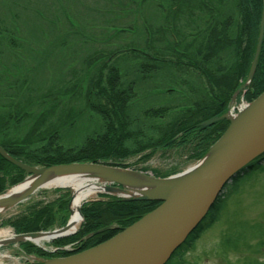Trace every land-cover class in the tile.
Returning a JSON list of instances; mask_svg holds the SVG:
<instances>
[{
	"label": "rangeland",
	"instance_id": "rangeland-1",
	"mask_svg": "<svg viewBox=\"0 0 264 264\" xmlns=\"http://www.w3.org/2000/svg\"><path fill=\"white\" fill-rule=\"evenodd\" d=\"M192 2L194 7L184 6L185 0H0V143L17 142L39 121L35 134L30 136V146L25 149L36 155L34 160L46 156L48 159L58 158L63 153L65 156L71 155L87 144L97 152V144H101L100 136L112 139L109 145L115 144L113 140L118 139L120 143L118 155H106L103 158L105 161L122 162L124 167L117 168L131 169L154 178L182 172L201 160L221 136L211 142L203 154L194 158L195 144L193 147L188 144L184 149L148 146L137 153L131 151L140 142L147 145L158 138L163 131L161 125H168L172 116L179 115L181 110L189 109L194 113L195 107L190 105L191 101L198 100L200 96L205 101L215 97L212 93L215 89L208 86L200 70L186 64H178V75L181 74L180 81L184 80V83L178 81L172 93H164V87L169 85L162 70L157 71L153 79L140 82L134 73V65L143 60L133 57L130 48L138 44L137 47H142L146 54L160 55L146 51L148 49L140 45L146 33L148 35L152 29L162 26L167 42L178 43L179 50L207 68L226 66L233 69L236 64L242 66L245 63L250 20L249 16H244L245 11L238 12L241 0ZM251 17H254L252 13ZM215 20H227L229 35L236 44L205 62L199 48L203 49L207 32L216 24ZM258 22L252 58L257 57L264 41V0ZM173 31H178L179 37L175 38ZM119 48L122 50L119 51ZM108 52L112 55L102 65ZM97 55L100 56L99 61L88 67L85 61ZM166 56L177 58L174 54ZM98 64L101 66L99 70ZM114 64L119 67V74L124 72L125 83H133L135 96L127 101V107L138 120L128 122L133 116L126 117V125L120 126L122 134L116 130L117 134L114 132L110 135L105 133L106 118L101 113L103 108L110 107L102 89L109 90L108 73ZM90 76L94 77L92 83L89 82ZM239 82L242 85L237 98L230 97L224 116L236 114L243 105L248 104L241 97L245 98L246 86L251 79L244 82L240 78ZM161 106H170L163 117H148L143 113L146 108L150 110ZM199 117L196 114L188 125ZM113 121V126L118 129L120 124ZM197 149L195 152L200 151ZM18 157L15 160L27 162L36 168L43 167L41 163ZM4 160L8 164L3 163L0 168V178L5 181L0 193L30 175ZM101 160L98 158L93 162L114 166L105 165ZM112 187L119 188V185ZM70 193V190L61 187L37 188L25 199L0 213V230L25 234L59 228L70 215L69 208L66 209L68 199L71 200ZM102 193L86 200L101 198L94 200L100 202L120 199L115 193ZM60 199L66 201L65 208L60 205ZM127 201H137L144 208L133 222L163 203L162 200L134 198ZM45 206L53 211V221L47 224V228L32 230L27 224V217L32 218ZM106 210L103 211L105 214L113 213ZM112 217L111 229L129 225L115 219L121 218L120 214L115 213ZM100 229H96L95 234ZM88 234L94 235L92 232ZM75 243L76 239L67 240V236L42 242L41 245L26 240L2 246L0 253L8 255L4 259L6 264H44L75 249L76 254L88 248L75 247ZM164 264H264V168L250 174L241 183L238 192L225 203L218 219L197 237L191 247L184 249L180 257L170 256Z\"/></svg>",
	"mask_w": 264,
	"mask_h": 264
},
{
	"label": "trees",
	"instance_id": "trees-1",
	"mask_svg": "<svg viewBox=\"0 0 264 264\" xmlns=\"http://www.w3.org/2000/svg\"><path fill=\"white\" fill-rule=\"evenodd\" d=\"M186 3H184V6L190 7L194 4L192 0H185ZM240 10L238 9V12H244V16L247 18L249 16V35H248V44H247V51H246V57H245V63L242 66H239L236 64V66L231 69L227 68L226 66H218L215 69L207 68L204 64H198L196 61H193L190 59L189 55L185 53L183 50H179L177 48L176 42L169 43L164 37L165 30L162 26H157L156 28L152 29L149 34L146 33V39L144 38V42H142L143 48L146 47L148 50L146 51H153L155 54H160L159 56H150L152 54H146L144 50H142V47L138 44H134L133 48H130L134 54L133 57H138L143 62H139L138 64L134 65V73L136 74V77H139L140 82L141 81H149L153 79L154 74H157V71L162 70L164 73L163 77H166L168 80V85L164 87L166 91L164 93L170 92L172 93L173 88L176 87L177 82L181 79L180 72V65L178 64H186L190 66H194V68H198L200 72L204 75L206 82L210 88L215 89L212 93L215 97H213L210 101H205L203 97H199L198 100L191 101L190 105L194 106L195 109L193 110L194 113H191V110L185 109L181 110L179 115H173L171 120L168 121V125H161L162 132L158 135V138L153 139L150 143H147V145H142V142L138 144L137 148L135 150H131L134 153L140 152L141 150L145 149L146 147L150 148H168L170 146L175 148H182L184 149L186 145H190L193 148V158L199 157L203 152L207 149L208 145L216 140L220 134L225 130L227 126V121L224 119L218 118L223 111L225 110V106L230 99L231 95L234 91L240 88L241 82H239V79L245 80L247 76V72L249 70V66L253 57V50H254V43H256V31L258 26V17L260 16L261 12V5L262 0H241L240 2ZM183 6V7H184ZM180 11V9H178ZM251 13L254 15V17H251ZM216 21V20H215ZM214 21V22H215ZM248 25V21L246 22ZM215 24V23H214ZM213 27L209 29L207 32L206 39L204 41L203 49L201 50L199 48V54L201 56L203 55V60L205 62H208L207 60H210L212 58H215L219 55L220 52L225 50L226 48L235 46L236 42L232 37L229 35L228 32V24L227 20L224 21H216V24ZM174 37H179L180 35L178 31H173ZM1 34V33H0ZM156 43V44H155ZM167 43V45H165ZM164 44V46L162 45ZM201 46V45H200ZM245 45H243L242 49ZM139 48V49H138ZM122 50L119 48V51ZM124 50V49H123ZM176 55V59H170L169 56L166 55ZM104 55V54H103ZM112 53L108 52L107 55H105V59H103L104 64L106 62V59H108ZM99 55L95 57H89L85 64L88 67L93 66L97 61H99ZM184 60H181V59ZM132 60V59H131ZM176 60V61H175ZM178 62V63H177ZM238 63V61H237ZM100 64V62H99ZM98 64L99 67H97V70L101 68V66ZM132 65H130L131 67ZM178 66V68H177ZM99 68V69H98ZM119 67L114 64L108 73V85L109 90H103L102 92L107 96L109 103L108 106L103 108V117L106 118L105 120V133L112 135L116 130L122 134L121 127L123 125H126L125 118L133 116L131 112H129V107H127V101L133 98V83H125L126 80L123 79L124 72L119 74L118 73ZM127 76V74H126ZM94 77L90 76L89 82L92 83V79ZM123 79V80H122ZM125 80V81H124ZM124 81V83H123ZM88 82V83H89ZM184 83V80L180 81ZM240 83V84H239ZM152 84V83H150ZM163 84V83H162ZM155 85V84H154ZM159 85V84H158ZM155 86L154 88H156ZM264 90V41L262 44V48L257 56V60L255 63L253 75L251 78V82L249 86L247 87V90L245 92V99L251 100L255 98L259 93H261ZM132 97V98H131ZM170 106H161L158 108H151L150 110L146 108V110L143 111L144 114H147L148 117H163L165 113L169 110ZM149 114H148V113ZM199 115V119H197L195 122H193L192 125H188L189 120H191L194 116ZM136 116V114H135ZM133 116L131 117L128 122L132 121L135 122L138 119ZM213 117H216L211 122L207 121ZM113 120L118 124H120L118 129L113 126ZM38 121V120H37ZM5 123H3L4 126ZM39 124V121L33 125L31 130L26 133V135L18 140L17 142H11L3 144L0 143V145L7 150L13 157L19 158L18 156H21V158H28L30 160L36 161L41 164L50 165L54 163H67L71 161H95L96 159L100 158L103 159L104 157L109 156H117V151L120 150V143L118 140H113L115 144L109 145L108 143L111 142L112 139H104V137H101L99 141L101 140V144H97V152L93 151L92 145H85L83 147H79L77 153L74 154H67L65 156V153L63 155H60L58 158L53 157L49 158L46 156L44 159H36L35 154H30L29 152H26L25 149H28L30 146L31 140L30 136L35 134V129L37 125ZM122 125V126H121ZM187 125V126H186ZM121 126V127H120ZM5 127V126H4ZM117 134V132L115 133ZM122 136V135H120ZM199 148L200 151L195 152ZM100 150H106L105 152H98ZM163 150V149H162ZM96 151V150H95ZM119 151V153H120ZM116 154V155H115ZM58 156V155H57ZM121 156V155H120ZM43 157V156H41ZM264 159V156L255 159L253 162H251L249 165H247L242 170L238 171L234 176L230 178V181L227 182V184L224 185L223 190L220 195L216 198L213 205L208 210L206 216L204 219L199 223V225L188 235L187 239L185 240L183 246H181L179 249H177L173 256L180 257L181 254L184 252V249L191 247L193 243L197 240V237L210 225H212L219 217V214L224 207L227 200L236 192H238L239 187L241 186V183L252 173L257 172L258 170L264 168V162L261 160ZM56 160V161H55ZM8 162L4 160L0 156V168ZM0 178V189L3 187V183L5 181ZM16 181V180H13ZM1 191V190H0ZM61 200V199H60ZM62 208L66 207V201H62ZM116 204V206H114ZM49 206H45L36 213L32 218L27 217V224L30 225V228L32 230L36 229H42L47 228L48 223L53 221V215L51 208H47ZM107 209V210H106ZM143 205L141 203H138L137 201H126L118 199L117 201L112 200H103L100 202L91 201L88 203H84L81 207L82 214L84 216L83 224L80 228V230L69 237H67V240H73L81 238L85 235H87L90 232L96 231V229H100L97 234L94 233V235L88 236L83 241V246L91 247L96 245L97 243L105 240L106 238L112 236L116 233L120 226L116 229H111L108 227L111 224L112 217L115 213L122 215L121 218L117 217L118 221H121L123 225L130 224L133 222L135 218H138V216L141 214L143 210ZM112 211L111 214H105L103 211ZM24 218V216H23ZM78 237V238H77Z\"/></svg>",
	"mask_w": 264,
	"mask_h": 264
},
{
	"label": "water",
	"instance_id": "water-1",
	"mask_svg": "<svg viewBox=\"0 0 264 264\" xmlns=\"http://www.w3.org/2000/svg\"><path fill=\"white\" fill-rule=\"evenodd\" d=\"M255 60L254 56L247 76L248 81L251 78ZM237 116L242 117L236 124H233L232 118H229V126L204 155L201 160L202 163L194 172L199 182L192 198L170 202L167 201L164 193L122 196L125 199L162 200L163 203L109 239L79 253L52 259L46 261L44 264H123L124 260L142 245L158 236L167 235L168 238L160 250L149 260L141 263L164 264L174 250L183 243L191 231L204 218L224 184L238 170L264 152V91ZM0 155L30 173L27 177L34 174L42 176L46 172L51 177H59L65 173L93 167L97 169L126 171L125 169L112 168L89 162H70L36 168L15 160L1 146ZM130 172L136 173L134 171ZM38 179L30 186L28 191L17 195L12 204L22 201L37 188L42 187V178L38 177Z\"/></svg>",
	"mask_w": 264,
	"mask_h": 264
},
{
	"label": "bare ground",
	"instance_id": "bare-ground-1",
	"mask_svg": "<svg viewBox=\"0 0 264 264\" xmlns=\"http://www.w3.org/2000/svg\"><path fill=\"white\" fill-rule=\"evenodd\" d=\"M242 117V116H241ZM241 117H232L233 124H236ZM202 162L199 161L184 171L170 175L166 178H153L151 176L128 170L119 171L115 169L88 168L62 174L59 177H51L49 173L42 176L32 175L27 177L18 185L8 188L0 193V213L9 209L17 195L23 194L30 189L38 177L42 178V187H64L71 192L69 205L70 215L68 223L64 227L56 228L53 232H39L32 235H18L11 233L8 229L0 230V248L8 244L20 241H31L37 245L42 242L53 240V238L65 235L78 228L82 219L80 216V203L86 198H93L99 192L115 193L121 196L147 195L152 193H164L167 201L174 202L192 198L197 189L199 180L195 171ZM39 180V179H38ZM122 183L123 188L110 187L109 184ZM67 209V208H66ZM117 230L115 234L120 232ZM167 235L158 236L150 242L142 245L129 255L123 264H141L153 257L167 240ZM72 253V252H71ZM7 254L0 253V264H6L4 259ZM14 264V263H13Z\"/></svg>",
	"mask_w": 264,
	"mask_h": 264
}]
</instances>
